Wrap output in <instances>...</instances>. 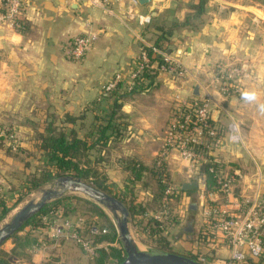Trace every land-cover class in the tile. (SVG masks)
<instances>
[{
    "label": "crops",
    "instance_id": "crops-1",
    "mask_svg": "<svg viewBox=\"0 0 264 264\" xmlns=\"http://www.w3.org/2000/svg\"><path fill=\"white\" fill-rule=\"evenodd\" d=\"M197 2L149 0L141 4L137 0H107L108 11L104 12L100 7L76 0H27L21 31L0 26V119L3 111L17 108L21 102L23 109L29 107L42 119L51 120L61 104L60 120L66 114L77 115L101 95L113 74L118 73L126 80L139 49L153 46L160 32H167L169 35L161 39V50L176 58L188 74L177 79L150 70L151 75L155 74L153 82L143 91L127 92L123 90L124 83L118 85L115 104L122 115L115 122L122 124L125 136L116 145L121 151H124L121 146L127 150L115 154V175L122 173L124 181L130 186L135 184L121 161L132 158L152 167L178 103L202 95L207 87L216 101L211 108V120L221 132L220 145L208 154L226 174L240 175L237 193L249 198L263 195L264 18L237 0H207L204 13L197 18L194 17ZM141 15H149L150 22L140 24ZM186 16H190V21L183 25ZM201 19L203 22L199 23ZM87 31L95 34V40L84 56L75 60L71 56V42ZM218 62H237L246 68L238 95L226 98L218 95L212 80L213 64ZM195 86L197 95H193ZM165 90L168 93L163 96ZM56 101L61 103L58 107ZM140 103L151 107L143 109ZM167 152L165 165L170 181L179 182L175 188L180 189L186 181L197 182L194 190L180 189L179 203L184 204L185 210L177 205L179 210L174 209L172 215H177L179 222L168 225L167 231L175 227L182 230L193 216L195 240L204 225L207 209L198 200V194L201 191L205 194L206 205L220 203L221 197L214 187L206 185L203 165L194 170L174 150ZM145 191L142 196L149 200L150 191L148 188ZM193 194L196 210L190 211ZM35 233L36 243L25 247L22 256L9 258L8 264H45L59 258L57 250L63 238H51L46 228ZM7 241L9 244H5ZM7 241L0 250L9 253L14 245ZM213 246L218 257L211 260L227 257L225 246L214 243ZM194 248L191 246L189 250ZM224 248L227 253L223 256Z\"/></svg>",
    "mask_w": 264,
    "mask_h": 264
},
{
    "label": "trees",
    "instance_id": "trees-1",
    "mask_svg": "<svg viewBox=\"0 0 264 264\" xmlns=\"http://www.w3.org/2000/svg\"><path fill=\"white\" fill-rule=\"evenodd\" d=\"M206 1L207 0H198L197 4L194 6V17L197 16V18H199V16L204 13ZM259 1L264 3V0ZM188 21H190V16H186L183 25L187 24ZM202 22L203 19H201L199 23ZM166 34L169 35V33L161 31L155 39L153 46L163 50L160 43L161 39H164V35ZM143 48L148 55L151 54L150 47ZM151 60L156 64L162 62L158 58H152ZM151 74L153 73H151L150 70L141 73L133 90L127 91L125 88L122 89L127 92L145 90L152 85V76L155 74ZM145 81H149L147 85L143 84ZM115 90L116 89L109 93L101 94L97 99L89 103L88 108L80 111L77 115L66 114V116L61 119L62 125L60 127L55 126L52 119L48 120L46 117L43 118L44 122L47 124L46 127L37 134L35 144L36 149L41 152L43 160H40L39 164L34 167L32 172L24 175L18 193L10 196L0 194V222L24 197L30 193L39 190L45 184H50L59 176L71 175L79 177L94 187L120 199L127 208L133 229L135 233L139 235L141 241L148 243L150 247L170 251L165 235H168L166 234L167 228L169 227L168 225L179 222L174 219L175 215H172V213L179 204L182 191L179 188H176L173 194L167 198V203H162L164 191L170 181L165 163L158 167L153 164L152 167L148 168L132 158L123 159L121 161L123 169L129 172L132 181L140 182L144 176L149 174V177L157 182L156 193H152L151 190L148 189L150 191V193L148 192L150 195L149 200L145 199V196H142L139 200L137 196L139 194L135 193L133 194L135 196L124 194L121 197L111 194L108 185H106L107 178L97 170L96 166L98 165V162L101 161L100 154L105 152V148L109 144H112L115 141L116 146L117 141L125 136L122 124L115 122V119L121 118L120 116L122 115L119 113V106L115 104ZM187 102H190V100H187ZM101 106H105L104 109H101ZM118 113L120 115H118ZM88 114L92 117L89 126L78 130L73 127V124L75 123L76 125L78 121L79 124H81L83 121L82 119ZM209 122L211 125L215 126V122L211 119ZM63 123L66 124L63 125ZM209 157L211 158V156ZM212 167L214 170L220 168L216 161L212 164ZM203 170L205 173L206 185L215 188V180L213 174L208 170V165H204ZM145 188L147 189L146 186ZM8 201H11L12 203L9 205L7 203ZM149 201L157 202L160 206L158 208L153 207L148 203ZM176 202L177 204H175ZM79 205L84 207L85 214L95 215L103 220L107 217L105 211L92 201L76 195L65 196L64 198L46 205L37 215L26 222L16 234L10 237L9 240L14 246L9 253L0 250V264H8L9 258H18L22 256L25 247H29L36 243L37 234L35 231L37 229H43L46 226V224L41 221L43 215L57 214V216H60L61 218H69V214ZM161 207L168 209V217L164 219H154L150 217L146 221L143 220L144 216L149 215V213H153L154 211L157 212L162 209ZM83 226V229L86 227L85 232L87 235L94 238L93 241L95 243H115L114 246L107 245L106 248H97L92 258H90V264H119L123 259V251L117 239L114 227L109 224L107 226L108 233L105 234L100 233L102 226L100 227L96 225L94 221L90 222L84 220ZM93 229H95L97 233H93ZM212 237V231L202 226L198 230L195 239L197 241V247L194 248V251H190L188 248L186 256L198 260L197 253H199L198 250H200L201 245L208 244L209 241L212 240ZM209 257L211 259H216L218 256L214 254V256L211 255ZM45 264L61 263L57 257L52 258L49 263ZM240 264H264V261L259 258L248 257Z\"/></svg>",
    "mask_w": 264,
    "mask_h": 264
},
{
    "label": "built area",
    "instance_id": "built-area-1",
    "mask_svg": "<svg viewBox=\"0 0 264 264\" xmlns=\"http://www.w3.org/2000/svg\"><path fill=\"white\" fill-rule=\"evenodd\" d=\"M88 6L100 7L104 12L108 11L107 0H76ZM27 6V0H1L0 1V26L11 30L21 31L23 29V12ZM140 24L150 22V16H138ZM95 34L85 32L73 38L71 42V56L78 60L84 56L86 50L95 40ZM151 54L148 55L142 47L134 62L126 80L118 73L106 82L101 94L109 93L117 88L120 83H124L127 91L133 90L137 84V79L144 71L155 70L158 73L166 74L172 78L182 79L188 72L180 62L162 50L150 46ZM156 56V57H155ZM152 58H158L162 62L155 64ZM247 70L242 64L214 63L212 80L216 85L219 96L226 98L236 96L241 92V82L246 77ZM216 101L210 95L207 87L203 88V94L198 97H191L190 102L184 100L178 103L172 120L167 125L160 150L155 156V166H159L167 160L169 150H174L180 160L189 163L194 170H198L201 165H208V170L213 174L215 180V191L220 194L221 202L218 204H208L205 202V194L201 191L198 200L204 202L206 210L204 213V227L211 230L213 237L210 243L220 244L228 249V255L215 264H240L246 258H259L264 261V194L254 198H249L237 193L235 188L240 175L235 172L226 174L221 168L214 170L212 164L215 162L210 158L209 152L216 149L221 142V132L219 128L210 124L211 108ZM2 131H0V134ZM172 181L164 191L162 203H167V198L175 191ZM219 199V200H220ZM216 200V201H219ZM169 216L167 208L161 211L146 215L148 218L164 219ZM41 221L46 224L50 237L54 239L70 238L77 242L82 251L89 257L95 253L97 248H106V244H97L88 237H83L78 232L76 225L72 224L68 218H61L57 214H47L41 217ZM93 233H97L95 229ZM100 233H106L101 229ZM201 262L200 260H197ZM220 262V263H219ZM203 263V262H201ZM205 264V263H203Z\"/></svg>",
    "mask_w": 264,
    "mask_h": 264
},
{
    "label": "rangeland",
    "instance_id": "rangeland-1",
    "mask_svg": "<svg viewBox=\"0 0 264 264\" xmlns=\"http://www.w3.org/2000/svg\"><path fill=\"white\" fill-rule=\"evenodd\" d=\"M237 2L245 4L253 9L254 12L258 13L259 15L263 16L264 18V3L260 2L259 0H237ZM172 78V77H170ZM155 92V91H154ZM157 92V91H156ZM168 93L167 90L164 91V95ZM162 94V92H161ZM157 96V95H156ZM27 104V102L25 103ZM58 107V104H61L59 101L55 103ZM74 104V103H73ZM155 104V103H154ZM23 103L21 102L17 108H11L9 111H3L2 117L0 119V194L4 195H14L18 193V190L21 188L22 180L24 179V175L29 174L33 171L34 167L37 166L40 160H43L41 152L36 149V138L37 134L42 131L46 127V122L41 117L36 115V112L29 109V107H25L24 109L21 107ZM55 105V106H56ZM141 108H150L146 104H141ZM14 106V104H13ZM155 106V105H154ZM63 105L61 104L60 107L56 108V116L52 118L53 124L55 126H61L62 121L60 120L58 114L62 112L61 110ZM60 110V112H58ZM82 123L78 125L75 123L73 124L74 128L83 129L89 126L92 117L90 114L86 115L82 119ZM76 122V121H75ZM84 126H83V125ZM4 128V129H3ZM7 130V131H5ZM7 132V133H6ZM81 135V134H80ZM124 151L127 150L126 146H121ZM120 146H115V141L112 144H109L105 148V152L100 154L101 161L98 162L97 170L101 172L106 178L109 190L111 194H114L118 197H121L124 194L135 196V194H139L138 199L142 197V193L145 191V186L151 190V192L156 193L157 189V182L154 179L149 177V174L144 176L140 182H135L132 186H130L127 181H124V175L122 173H116L115 175V154L122 153L124 151L120 150ZM126 149V150H125ZM144 152V151H143ZM141 151V154L143 153ZM126 159V157H125ZM149 165V164H148ZM150 166V165H149ZM179 182H172L174 186H176ZM49 184H45L41 188L48 187ZM40 188V189H41ZM70 196V195H68ZM73 196V195H71ZM79 196V195H76ZM194 194L192 195V197ZM39 197V190L30 193L26 197H24L8 214L7 216L0 222V226L4 223L8 222L13 214L27 201L29 200H37ZM190 203L197 202L196 195L193 198H190ZM9 205L12 203L11 201L7 202ZM53 203V202H52ZM151 206L158 208L160 205L157 202L149 201L148 202ZM177 204V202L175 203ZM181 205V203H179ZM206 204V202H205ZM204 205V202H203ZM182 210H185L184 204L181 205ZM162 208V207H161ZM176 210L179 208L176 207ZM105 211V210H104ZM161 211L158 210L157 212ZM176 212V211H175ZM107 217L100 219L95 215H88L84 212V207L82 205L76 206V208L69 214V220L72 224L76 225L78 228L79 234L83 237H88L91 240H94L93 237H90L85 232L83 221L88 220L98 225L102 226V229L106 230L108 233L107 226L110 224L114 227V222L112 217L109 213L105 211ZM153 213H156L154 211ZM152 213V214H153ZM174 219L177 220V216L175 215ZM146 221V220H145ZM87 226V225H86ZM129 228L131 230V234L133 235L134 239L137 241L140 248L150 247L148 243L142 242L139 238L138 234L135 233L131 222L129 223ZM115 229V228H114ZM170 231L165 235V238L168 242V246L170 251L174 250L180 254H186V250L189 247L195 246L197 247L196 242L192 240H187L184 237V234L181 232V227H175L169 229ZM181 234V235H179ZM5 244H9L7 241ZM5 244L3 246H5ZM117 246V244H116ZM197 258L200 259L201 262L205 264H212L211 258L209 256H214L215 247L213 243L202 244L200 250H198ZM218 251V250H217ZM57 254H59V262L61 264H90V258L82 251L79 247L77 242L70 238H63V242L60 244V247L57 250ZM196 252V251H195ZM223 256L227 253V249L224 248ZM225 257H221L223 260ZM198 259V260H199ZM197 260V259H196ZM221 261V260H217ZM220 263V262H219Z\"/></svg>",
    "mask_w": 264,
    "mask_h": 264
},
{
    "label": "water",
    "instance_id": "water-1",
    "mask_svg": "<svg viewBox=\"0 0 264 264\" xmlns=\"http://www.w3.org/2000/svg\"><path fill=\"white\" fill-rule=\"evenodd\" d=\"M137 1L142 4L149 0ZM74 6L77 5L74 4ZM197 90L198 87L195 86L193 88V95L198 94ZM196 187L197 182L190 180L183 182L180 189L189 191L194 190ZM68 195H79L88 199L110 214L114 222L117 239L123 251V259L119 264H203L191 257L173 251H165L148 246L140 248L131 234L129 228V212L123 202L117 197L94 187L83 179L71 175L59 176L48 187L39 189V197L37 200L27 201L13 214L8 222L0 226V247L46 205ZM188 209L195 211L196 205L191 203ZM182 231L186 233L185 239H193V216L189 217Z\"/></svg>",
    "mask_w": 264,
    "mask_h": 264
},
{
    "label": "flooded vegetation",
    "instance_id": "flooded-vegetation-1",
    "mask_svg": "<svg viewBox=\"0 0 264 264\" xmlns=\"http://www.w3.org/2000/svg\"><path fill=\"white\" fill-rule=\"evenodd\" d=\"M181 234L183 233L184 234V237H185V235H186V233H184L182 230H181V232H180Z\"/></svg>",
    "mask_w": 264,
    "mask_h": 264
}]
</instances>
